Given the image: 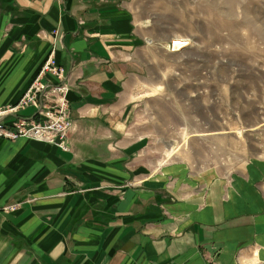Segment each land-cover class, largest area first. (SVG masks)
Wrapping results in <instances>:
<instances>
[{
    "label": "crops",
    "instance_id": "crops-1",
    "mask_svg": "<svg viewBox=\"0 0 264 264\" xmlns=\"http://www.w3.org/2000/svg\"><path fill=\"white\" fill-rule=\"evenodd\" d=\"M130 1L0 0V108L52 53L72 121L67 150L0 140V207L14 206L0 212V264H264L257 165L226 179L172 161L146 175L131 90L155 47Z\"/></svg>",
    "mask_w": 264,
    "mask_h": 264
},
{
    "label": "rangeland",
    "instance_id": "rangeland-1",
    "mask_svg": "<svg viewBox=\"0 0 264 264\" xmlns=\"http://www.w3.org/2000/svg\"><path fill=\"white\" fill-rule=\"evenodd\" d=\"M130 3L142 42L155 47L141 57L144 87L131 90L146 175L172 161L189 175L264 171V0ZM71 128L70 116L67 136Z\"/></svg>",
    "mask_w": 264,
    "mask_h": 264
},
{
    "label": "built area",
    "instance_id": "built-area-1",
    "mask_svg": "<svg viewBox=\"0 0 264 264\" xmlns=\"http://www.w3.org/2000/svg\"><path fill=\"white\" fill-rule=\"evenodd\" d=\"M37 72L15 104L0 108V140L25 139L67 150L70 109L64 71L49 54ZM26 109L33 112L21 116ZM13 209L2 206L0 212Z\"/></svg>",
    "mask_w": 264,
    "mask_h": 264
}]
</instances>
